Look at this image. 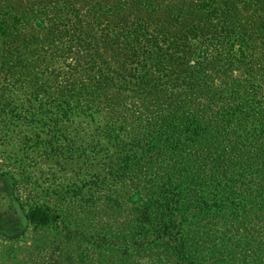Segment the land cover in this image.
Wrapping results in <instances>:
<instances>
[{
    "label": "trees",
    "instance_id": "16d2710c",
    "mask_svg": "<svg viewBox=\"0 0 264 264\" xmlns=\"http://www.w3.org/2000/svg\"><path fill=\"white\" fill-rule=\"evenodd\" d=\"M38 155L78 244L264 264V0H0V177Z\"/></svg>",
    "mask_w": 264,
    "mask_h": 264
},
{
    "label": "rangeland",
    "instance_id": "374dc122",
    "mask_svg": "<svg viewBox=\"0 0 264 264\" xmlns=\"http://www.w3.org/2000/svg\"><path fill=\"white\" fill-rule=\"evenodd\" d=\"M7 151L12 153L10 149ZM25 162L26 176L14 179L0 177V264H67L75 260L80 250L89 254L91 263L99 259V264H150V259L138 258L132 253L124 257L123 249L116 245L107 251L104 246L91 245L90 242L78 244L69 239L74 231H80L85 237L92 235L97 242L103 243L100 240L102 225L75 229L67 221L72 218L74 207L67 201H58L52 193L58 187L73 182L74 173L42 155ZM36 205H44L59 213L64 218L63 225L53 224L54 219L48 223L27 220L30 208ZM112 232L116 231L112 229ZM100 254H103L102 259ZM108 255L112 257L109 261L105 258Z\"/></svg>",
    "mask_w": 264,
    "mask_h": 264
}]
</instances>
